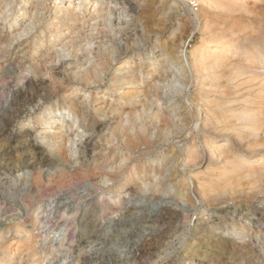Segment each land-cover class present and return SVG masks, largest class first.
Segmentation results:
<instances>
[{
  "label": "bare ground",
  "instance_id": "6f19581e",
  "mask_svg": "<svg viewBox=\"0 0 264 264\" xmlns=\"http://www.w3.org/2000/svg\"><path fill=\"white\" fill-rule=\"evenodd\" d=\"M8 1L0 0V60L11 53L8 49L13 46L15 41L22 40L29 35L32 36L37 30L42 31L39 46L35 48L36 46L33 45L35 49H32L30 57H18L19 61L16 64L19 66L16 69L18 72L23 66L29 64L26 72L33 69L35 73L42 76L39 75L41 77L38 80L26 79L16 92L17 102H13L11 107H8L9 104L7 103V108L5 107L0 120V146L17 152L18 145L23 144L22 149H24L16 154L12 162L9 161L1 165L6 176L3 186L8 195L11 187L24 182L19 174L25 170L35 173L36 170L44 167H56L58 169L77 163L69 153V147H72L76 141L67 135L66 130L63 131L64 124H61L54 131L53 142L48 150L41 149L37 144H33L30 139L33 133H46L49 127L54 125L57 114L61 115L62 109L67 106L64 103L58 102V104L46 107L44 112L34 116L32 126H26L22 123L20 124V132H9L16 123L23 121L27 104L35 100L33 97H27L31 87L34 84L37 86L45 85L47 82L56 85V82L49 79L43 72L47 61L54 59L61 52L63 54L64 51H72L76 58L70 63L75 70H72L66 78L63 77L65 80L62 82L61 89L72 90L70 94L64 95V102L66 100L73 102L70 109L85 122L81 127L83 132L77 136L82 140L87 131L92 132L84 142L85 149L90 153L85 157L91 158L98 155L100 160L103 159L99 164L101 166L99 167L100 176L93 175V168L90 170L89 165L85 166V161L78 162L80 168L87 169H81L80 172H77L76 179L89 180L87 183L83 182L84 185L81 183L85 191H92L93 186L101 188L123 179L122 188L125 189L124 193L128 196L125 202L126 207L122 208L121 211L117 210L118 214L108 218L107 225L102 226L103 231L108 228L111 229L108 237L105 238L102 234L98 237L88 234L79 237L80 244L95 245L100 246V248L109 245L113 250L110 253L111 257L119 260L134 255L137 251L146 253V248L143 246L146 240L154 238L168 240L178 224L170 221L172 216L175 217L177 214L173 212V208L171 210L169 207L171 203L167 200L166 203H150L138 200L136 199L138 193L150 192L165 196L172 195L184 202L180 211H185L190 205L194 206L200 202L212 207L214 203L220 202L225 196L240 194L244 190L245 193L247 190L249 193H254L255 196L256 190L259 191L260 187L264 186V20H251V18L238 20L239 17L237 20H230V17L235 16L237 12L249 13L252 9L254 10L253 5H256L259 0H198L202 6L217 11L221 20L220 17L219 20H212L211 17L213 16H210V13L204 8L201 9V12L195 13L196 20H189L187 24L179 23L176 29L172 28L177 25L175 23L177 20L172 19L181 11L180 0H171L172 4L166 0H160L158 6L150 10L154 14L153 17H158V20H152L151 25H148L147 35L143 36L145 39L139 34V23H120L121 20L117 18L112 20L114 8L103 4L98 7L101 0H95L93 3L95 6L93 18L86 15L89 12V0H81L76 6H73V2L71 3L70 0H67L66 4H64L65 0H56L52 7L51 0H28L26 4H22L24 2L22 0L21 4L19 3L18 14L15 13V9H9L11 6H7ZM122 1L128 9L133 5V0ZM184 3L188 5L187 1ZM8 9L10 15H6ZM78 9L84 10L82 14L77 13ZM130 11L136 13L138 10L132 6ZM19 13L20 17L16 19ZM48 15L50 18L53 17L50 21H48ZM84 20L85 22L82 23ZM112 21H114L115 26L117 22L118 25L122 24L119 33L128 41H132L131 43L127 41L125 45L121 43L123 46L117 43L116 45H108L110 41L108 31H111L108 30V26ZM71 22L73 25L81 26L73 28L74 32L66 36L65 39L55 41L59 34L66 32L71 26ZM87 23L88 26H85ZM22 26L24 30L15 34V32H19L20 28L23 29ZM208 26L210 27L208 28ZM196 30L202 31L200 43L189 57L190 54L187 53L188 40L183 41L182 38L178 37L177 32H190V35H193ZM152 35L155 39L151 43L150 53L154 55L156 50L161 48V51L166 54L161 55L158 60L152 59L151 63H146L143 59L146 58L147 53L145 54V52L149 48L146 49V47L150 43ZM166 35H168L166 40H171V44L168 46L163 41ZM114 41L113 43H115ZM47 43L51 44L48 45ZM25 48L28 49L29 46ZM124 50L136 52L139 59L126 54ZM162 57L165 58L162 59ZM160 66H162L161 69H159ZM178 66H182L180 68L181 74L176 71ZM10 67H12L11 63L5 65L7 70ZM14 69L12 68L13 71H15ZM18 72L15 73L18 74ZM20 73H22L21 76L25 74L24 71ZM180 77H183V80ZM12 80L14 81V79ZM180 85L183 87L182 90L178 89ZM81 92H84L85 100L75 103V98ZM169 92L178 94L179 99L178 105L173 104L171 110L167 111L169 109L167 108L168 104L175 101V98L173 100L170 98ZM79 104L82 106L80 107ZM92 110L100 113L105 119V121L99 122L105 130H103L99 141L95 140V136L98 134L97 126L85 127ZM57 146L58 148L54 149ZM165 147L168 148V152L155 153V150H161ZM54 150H56L57 156L52 157ZM108 150H116L122 153L117 154L115 159L113 157L114 160L110 163L106 160ZM150 157L153 158V162L164 157L166 160L158 168L147 166L145 163L136 165L138 159ZM62 170L64 169L62 168ZM35 174L40 173L36 172ZM62 177L64 178V176H59V179L56 177L54 180L56 179V185L63 188L66 183L68 184L72 180L68 175L67 177L70 179L68 182L64 181L65 178L61 179ZM137 177L141 180L140 184L138 183L139 180L135 181ZM171 181L176 183H173L176 185V190L168 192ZM36 192L39 191L36 190ZM65 195L63 194L58 198L62 200V202H58L59 207H56L59 212L73 209L72 202L68 201L64 197ZM0 202L3 205L7 201L4 198ZM87 213L88 210H83L84 215ZM33 215L36 214L33 213ZM63 216L65 215L63 214ZM165 224H168V230L164 229ZM15 226L17 227L13 226L15 228L14 239L21 237L22 233L26 231L24 225L21 227L16 223ZM34 226L36 227V225ZM56 226L61 227V224L58 223ZM256 226L260 227L257 223ZM33 227L31 228L34 229ZM9 228L1 230L3 232L0 235V245L7 241L6 238L12 232V228ZM219 229L221 230V228ZM37 230L39 231V229ZM62 230L58 233L64 238L58 240L57 237L56 242L66 241ZM243 233L242 230L237 234L244 235ZM217 234L219 235V233ZM33 239L35 247L29 248L30 241L32 242ZM223 239L231 247H237L239 244L237 241L226 237ZM27 240L26 246L20 243L17 248L21 254V259L17 263H13V258L0 257V264H4L6 259V264H35L37 261L42 263V253L41 256H38L40 252H38L39 247L36 244L37 239L31 234ZM146 245L148 244L146 243ZM163 247L162 244L156 245L148 252L149 254L151 251L157 252ZM100 248L99 251L101 252ZM238 251L240 252V250ZM100 252L95 253L94 256L97 262L102 259ZM194 252L188 259L189 264H213V261L208 260L206 256L201 259L199 252L195 250ZM88 259L92 260L93 257ZM240 264H247V262Z\"/></svg>",
  "mask_w": 264,
  "mask_h": 264
},
{
  "label": "rangeland",
  "instance_id": "374dc122",
  "mask_svg": "<svg viewBox=\"0 0 264 264\" xmlns=\"http://www.w3.org/2000/svg\"><path fill=\"white\" fill-rule=\"evenodd\" d=\"M26 1L28 2V0H24V2H22V0H19V1L18 0H9L7 6H11V7H9V9L10 10L15 9V13L18 14V12L20 10L19 6H20L21 2H22V4H26L27 3ZM55 1L56 0H51V7L54 5ZM66 1L67 0L64 1V4H66ZM70 1H71V3L73 2V6L74 5L76 6V4L81 2V0L80 1L79 0H70ZM166 1L169 2V4L173 3V2H171V0H166ZM183 1L184 2L187 1L188 5L185 4ZM183 1L180 0V2H179V5L181 4L180 5L181 11H179V13H177L173 19L171 18L172 20H177V21H175V23H177V25H174L172 29H176V26H178L179 23L187 24V22L189 20H196L195 15L197 13L201 12V9H204V8L208 13H210V16L211 15L213 16V17H211L212 20L213 19L219 20L220 14H218L217 11H214L210 8L202 6L198 0H183ZM94 2H95V0H89V3H90L89 7H88L89 12L86 13V15H90L92 18H93V14L95 12V11H93V9L95 7V6H93ZM109 2H110V4H109ZM160 2H161L160 0H133L132 6H134L135 9L138 10V11H136V13L135 12L132 13L130 11L132 6L129 7V9H128V7H125L122 0H111V1L110 0H107V1L101 0L100 5L98 7H100L103 4L104 6L109 5L112 8H114V12H113V16H112V18L113 17L114 18L112 20L117 18V19L121 20L120 23H124V22L135 23V24L139 23L138 24L139 34H141L142 37L143 36L145 37V35H147L146 30L148 29V25H151L152 20H158V17H153L154 14H152L153 12H150V10H153L154 7L158 6L157 4ZM148 5H150L151 7ZM250 5H252V4H250ZM199 7H200V10H199ZM253 7H254V10L252 9L251 12L249 11V13L237 12L235 14V16L230 17L231 18L230 20H237L238 17H239L238 20H243V19L249 20L250 18H251V20H264V0H259L256 5H253ZM9 9L6 10V13H7L6 15H10V12L8 13ZM117 9H118V11H117ZM78 10L79 11L77 13H81V14L84 11L82 9H78ZM139 11H140V13H139ZM256 11H257V13H256ZM48 12H50V11H48ZM51 12H53V10H51ZM145 12L147 15L145 14ZM252 12H254V13H252ZM49 15H50V13H49ZM261 16H262V18H261ZM19 17H20V13H19V15H17L16 19H18ZM241 17H242V19H241ZM259 17H260V19H259ZM52 18L53 17L50 18V16H49L48 21H50V19H52ZM223 19H225V18H223ZM220 20H221V17H220ZM84 22H85V20L82 21V23H84ZM27 23H29V20H27ZM121 25L122 24L118 25V22H117V25L115 26L114 21H112V23L108 26V30H111V31H108V33H110V37L108 38L110 40L108 42L109 46H111L113 44L116 45V43L119 44L120 46H123L128 41L126 38H124L119 33L122 29ZM80 26L81 25H79V26L73 25V23L71 22V26L66 30V32L64 34H59V36L60 35L61 36L60 37L58 36L55 41H58V39H65L66 36L71 35L74 32L73 28H75V27L79 28ZM85 26H88V23ZM209 27L210 26H208V28ZM22 28L23 29L20 28L19 32L18 31L15 32V34L21 33L24 30L23 26H22ZM208 28H206V29H208ZM114 31H116V32H114ZM184 31H186V30H184ZM184 31L177 32L178 33L177 35H179L178 37L182 38L183 41L188 40L187 53H188V55L190 54L189 55V57H190L191 52L200 43V38H201L200 35H202V31L196 30L193 35H190V32H184ZM41 32H42L41 30H37L34 32V34H32V36L29 35L22 40L15 41L12 44L13 46L10 49H8L11 53L5 55L6 58L4 57L3 59L0 60V62H1L0 65L4 63L3 66H0V93H1L0 94V115H1L0 120L2 118V115L4 114L5 109L7 108V105L9 104L8 107L9 106L11 107L15 102H17V97H16L17 93L16 92L19 90V87L24 84L26 79L31 78L33 80H38V78H40L42 76L39 73H35L33 69L26 72L27 66H29V64H27L26 66H23L22 67V68H24L23 70H22V68H21V70H19L20 72L24 71L25 74L22 76H21L22 73H20L16 70L19 67L16 65L19 61L18 59L22 58V57H30V54L32 53V49H35V48H37V46H39V43L41 42V39H42ZM182 32H184V33L182 34ZM46 33H48V32H46ZM167 36L168 35H166L163 39V41L166 42V46L171 44L170 39L166 40ZM188 36H190V37L188 38ZM52 39H54V38H52ZM154 39H155V37H154V35H152L150 38V41H149L150 43L146 47V49L149 47L145 52V54L147 53V55H145L146 58L143 59V60H145L146 63H151L152 59L158 60V59H160L161 55L164 56L166 54L164 51H161V48L157 49L159 52L156 50V53L154 55L152 53H150V50L152 49L151 43H152V41H154ZM113 40H115L114 41L115 43H113ZM20 42H22V43H20ZM52 42H54V40H52ZM128 42L131 43L132 41L129 40ZM47 44L50 45L51 43H47ZM33 45L36 47L34 48ZM102 45L104 47V44H102ZM150 45H151V47H150ZM24 46L25 47L29 46V48L27 49ZM24 49H26V50H24ZM124 52L126 54L131 55L133 58H135L137 60L139 59L136 52H131V51L127 52L125 50H124ZM73 55H74V53L72 51H68V52L64 51L63 54L61 52L54 59L48 60L49 62L47 61L43 73H45L49 79L54 80L56 82V85L49 84L48 82L45 85H41V86H37L36 84H34L31 87V90H29L27 97L28 98L33 97L35 100L32 103L29 102L30 104L29 103L27 104L23 121H19L18 123H16L13 126V128H11L9 130V132H20V126H21L20 124H22V123H24L26 126L27 125L32 126L33 125L32 121H34V116H36L39 113L44 112L46 107L52 106V104L53 105L58 104V102L64 103V105H67V106H66V108L62 109L63 113L61 115L57 114V116L54 120V125L49 127V129L46 133H43V132L33 133L31 135L30 139L33 141L32 142L33 144H37L39 147H41V149H43V150L47 149L48 150V147L53 142L52 136H54V131L56 129H58V127H60L61 124H64L63 131L66 130L67 135H69V137H71V138H74L76 141L75 144H72V147H69V153L71 154V156L73 157V159H75V161L77 163L71 164V165H69V167H67V166L60 167L61 169L60 168L57 169L56 167H51V168L50 167H44V168H42L43 170L40 169L41 171L36 170V172L40 173V174H35L36 172L34 173V172H30L28 170H25L19 174V176H21L20 178L24 179V182H22L20 185H16V186L11 187L10 191H9V195H8L7 192H5L6 190H4L5 187L3 186V183L5 181L4 179L6 176L4 174V169H2L1 165H2V163H6V162L8 163L9 161L12 162L14 160V158L16 157V154L18 152L24 150V149H22L23 144L18 145L19 148H18L17 152H12L11 149L0 146V184H1L0 185V189H1L0 190V195H1L0 200H2V199L4 200V198H5V200L8 202V203L7 202L3 203V205H1L2 202H0V235L3 232L1 230L7 229V228L10 229L9 227L12 228V232L6 238L7 241L0 245V257H5V258L8 257V259L13 258L14 259L13 263H17L21 259V254L17 250L19 244L21 243V244H24L26 246V242H28L27 238L31 234H33V237L37 239L36 244L39 247V248L37 247L39 249V251H38V249H37V251L40 252V253H38V256L42 255V257H43V259L41 260L42 263H39L37 261L38 264H189L188 259L192 255V253L193 254L195 253L194 250L199 252V254L201 255L200 256L201 259L204 258V256H206L208 258V260L213 261V264H240L242 262H245V263L247 262V264H249V263L250 264H264V191H263L264 186L260 187L259 191H258V189L256 190V193L257 192L258 193L257 194L255 193V196H254V193L251 192L252 193L251 194L247 190L245 193V190H244L240 194L237 193V194H234L231 196H229V195L225 196L220 202L214 203L212 207L208 206V204H206V203L200 202V203H197L196 205H194L195 207L190 205L187 208V210H185V211H180L181 206L184 204V202L179 200L178 198L172 196V195L165 196L162 194L150 193V192L149 193H138V195L136 196V199H138V200H144V201H148L150 203H162V202L166 203V200H167L169 203H171V204H169V207L171 208V210L173 208V212H175V214L176 213L177 214L175 215V217L172 216L170 221L174 222L175 224H177V223L178 224L176 225V227L174 224V227H175L173 229L174 232L172 231L171 236L168 240H162V239L160 240V238H157V239L154 238L151 240H146L145 242L148 245H146V243L143 244L144 248H146V253H143L141 251H137L136 252L137 254L134 253V255H129V257H125V258L119 259V260L113 259V257H111L110 253H112L113 250L109 247V245L103 246L101 248H100V246L90 245L92 247L91 248L89 245H84L82 243L81 244L79 243V239L85 235H88V234H92L94 237H98L101 234L105 238L108 237V234H110L111 229L108 228L107 229L108 231L107 230L103 231L102 226L105 224L107 225V223L109 221L108 218H111V217L118 214L117 210L121 211L122 208L126 207L125 202H126L128 196H127V194L125 195V193H124L125 189L122 188L123 179L118 180L117 181L118 184H117V182H115L113 184H107L101 188H97V186H93L91 189L92 191H85L83 189V185L89 181L88 179L87 180L85 179L86 181L76 179V177H77L76 175L78 174L77 172H80L81 169H87V168H80L78 166V162H82V160L85 161L84 162L85 166L89 165L90 170L93 168L92 170L94 172L96 171V173L93 172V175L96 174V176H100V170H99L100 168L99 167H101V166H99V164H101L103 159H101L102 160L101 161L99 159L100 157H98V155L92 156L91 158L85 157L86 155H89L90 153H88L87 150L85 149L86 145L84 144V142H85V139L92 134V132L87 131L85 133L86 134L85 138H83L82 140L80 139V137L77 136L78 134H81L83 132V129H81V127H82L83 123H85V122H83L84 120H82L81 118H78L75 115V112L70 109V105L73 102H70L69 100H66V102H64L65 99H63L64 95L70 94V92L72 91V90L71 91L62 90L61 86L63 85L62 82L65 80L64 78H66L72 70L73 71L75 70L74 68H72V65H70V63L76 59L75 56H73ZM163 58H165V57H162V59ZM5 61H8V62H5ZM9 62L11 63L12 67H10L7 70L5 68V65H9L10 64ZM161 67L162 66H160L159 69H161ZM12 68L13 69L15 68L14 69L15 71H13ZM180 68H182V66H180V67L178 66L176 68V71H178L181 74ZM15 72H18V74ZM9 74H11V75L13 74V75L11 76ZM180 74H178V75H180ZM39 75H41V76L39 77ZM16 78L17 79L19 78L20 80L19 79L17 80ZM180 78H181V80H183V77H180ZM12 79H14V81ZM9 80H11V81H9ZM178 89L182 90L183 89L182 85L178 86ZM13 90H14V92H13ZM169 94H171L170 98L172 100L175 98L174 99L175 101H173V102L171 101L172 103L170 102L168 104L169 106H167V108H169V109L167 111L171 110L170 108L173 104L178 105V99H179V95L178 94L176 95L175 92H173V94L169 92ZM83 95H84V92H81L75 98V103H80L83 100H85ZM174 102H176V103H174ZM81 106L82 105H80V107ZM179 106H181V105L179 104ZM94 111L95 110H92L91 114H89V119L87 120L85 127H88V126L96 127L97 126L96 131L98 134L95 136V140L99 141L100 137L103 133V130H104V128L100 125L99 122L101 120L105 121V119L102 117V115L100 113H98L96 111L94 112ZM71 128H73V129L71 130ZM68 132H69V134H68ZM57 148H58V146L54 149H57ZM70 148H71V150H70ZM63 149H65V148H63ZM55 152H56V150H54L52 152V155H51L52 157L57 156L56 155L57 153H55ZM159 152L160 153L168 152V148L165 147L161 150L160 149L155 150L156 154ZM119 153H122V152H120V151L118 152L116 150L115 151L108 150L107 156H106L107 162L109 161L110 163H112V161L115 159L116 155ZM113 157H114V159H113ZM111 158H112V160H111ZM142 160H143V162H142ZM165 160H166V158L164 157L157 162H153V158H151V157L148 159L142 158V159L137 160L136 165L137 164L139 165L141 163H145L147 166H155L158 168V167H161L165 163ZM131 167H132V165H131ZM62 168L64 170H62ZM61 170L65 171V172H62ZM97 171H98V173H97ZM59 173H61V174H59ZM67 175L69 176V178L72 181H70V179L67 177ZM59 176H64V178L66 180L63 177L61 178V179H64V181H67V182L70 181V182H68V184L65 182L66 184H65V186H63V188L56 185L55 180L59 179L58 178ZM36 177H38V178H36ZM54 178H56V179L54 180ZM74 178H75V180H74ZM35 180H37V181H35ZM52 180H54V182H55V183L53 182L54 184L52 183ZM137 180H139L138 183L140 184L141 180L138 177L136 178L135 181L137 182ZM83 182H85V183H83ZM38 183H39V185H38ZM81 183H83V185H81ZM173 183H175V182L171 181V183H169L171 185H169V187H168V190H167L168 192L169 191L172 192V191L176 190V185H175L176 183L175 184H173ZM53 185H55V186H53ZM35 186L40 187V188H36ZM41 187H42V189H41ZM113 187H115V188H113ZM26 188H28V189H26ZM2 189H3V191H2ZM53 189H55V190H53ZM36 190L39 192H36ZM17 192H19V193L17 194ZM63 194H66L64 197H66V199L68 201L70 200L72 202L71 206L73 207V209L71 208L68 211L66 210V212L64 210L63 211L61 210L59 212V210L56 209V207H59L58 202H62V200H59L58 198L60 196H62ZM152 194H153V196H152ZM18 199H20V200H18ZM110 199H111V201H110ZM175 202H176V204H175ZM112 203H114V204H112ZM115 203H117V204H115ZM117 206H118V208H117ZM174 206H175V208H174ZM101 207H103V208H101ZM97 208H99V209H97ZM85 209L88 210V213L86 215L83 214V210H85ZM177 210H179V211H177ZM34 211L35 212L37 211V212L35 213ZM75 211H77V212H75ZM182 212H184V213H182ZM33 213L36 215H33ZM63 214L65 216H63ZM44 216H46V217H44ZM20 217H21V219H19ZM42 218H43V221H42ZM31 222H32V224H30ZM16 223L18 226L20 225L21 227L24 225L25 226L24 229L27 232L24 231L23 233H25V234L22 233L23 237L21 235V237L14 239L13 235H15L14 234L15 233L14 227H17V226H15ZM58 223L61 224V227L56 226V225H58ZM256 223L260 227L256 226ZM6 225H7V228H6ZM33 225H36V227L35 226L33 227ZM40 225H41V227H40ZM54 226H56V227L54 228ZM31 227H33L34 229H32ZM217 227L221 228V230ZM36 228L39 229V231ZM60 228H62L63 230ZM164 229H167V230L169 229L168 224L167 225L165 224ZM60 230H62L64 235H65L66 241H64V242H59V241L56 242L57 237L59 238L58 240H61L62 238H64V236L59 234ZM242 230L244 232L243 233L244 235H238L237 233L242 231ZM245 232H247V233L245 234ZM217 233H219V235ZM186 235H188V236H186ZM202 236H205V237H202ZM223 237L237 241L239 243L238 246L237 247H231L230 245H227V243L223 239ZM198 238H199V241H198ZM202 238L203 239L206 238V239L203 241ZM195 241L197 244L195 243ZM33 244H34V239L32 242L30 241L29 248H31V247L33 248V246L35 247V245H33ZM160 244L164 245V247L161 250H159L157 252L151 251V253L149 254V252H148L149 249L152 250L156 245H160ZM99 248L102 250L101 252L99 251ZM96 249H98V250H96ZM238 250H240V252ZM248 251H250V252H248ZM98 252L101 253L102 259H100V261L97 262L96 259H94V256H95V253H98ZM104 252L108 255H106ZM243 252H244V254H243ZM43 253H46V254H43ZM89 255H91L93 257L92 260L88 259L91 257V256L89 257ZM11 256H13V257H11ZM107 258H108V260H107ZM6 263H7V259L4 261V264H6Z\"/></svg>",
  "mask_w": 264,
  "mask_h": 264
}]
</instances>
